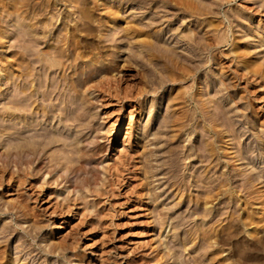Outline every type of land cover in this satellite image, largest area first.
Here are the masks:
<instances>
[{"label": "rangeland", "instance_id": "rangeland-1", "mask_svg": "<svg viewBox=\"0 0 264 264\" xmlns=\"http://www.w3.org/2000/svg\"><path fill=\"white\" fill-rule=\"evenodd\" d=\"M0 264H264V0H0Z\"/></svg>", "mask_w": 264, "mask_h": 264}, {"label": "bare ground", "instance_id": "bare-ground-1", "mask_svg": "<svg viewBox=\"0 0 264 264\" xmlns=\"http://www.w3.org/2000/svg\"><path fill=\"white\" fill-rule=\"evenodd\" d=\"M115 131L117 132V131H118V129H116ZM116 132H115V133H116ZM115 133H114V134H115ZM114 147H115V146H114Z\"/></svg>", "mask_w": 264, "mask_h": 264}]
</instances>
